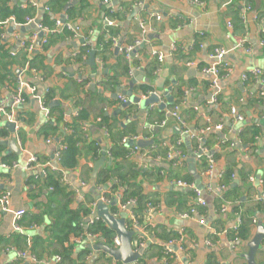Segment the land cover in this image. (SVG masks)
Listing matches in <instances>:
<instances>
[{
  "label": "crops",
  "instance_id": "1",
  "mask_svg": "<svg viewBox=\"0 0 264 264\" xmlns=\"http://www.w3.org/2000/svg\"><path fill=\"white\" fill-rule=\"evenodd\" d=\"M52 1L12 0L9 9L12 5H17V8L22 11L30 7L34 8L32 18L42 22L44 15L50 14L46 8ZM73 1L70 0L65 4V6L72 4L66 11L72 9L73 23L66 19L73 25L79 24L81 32L88 36L92 47L106 26V19H111L107 14L121 12L122 20H113L114 27L119 31L118 39L115 38L116 44L105 53L102 64H98L97 60L100 58L95 59L93 55L94 64L90 65L88 58L92 51L80 56V51L84 49L81 39L52 34L58 37L50 40L45 52V66L41 71L45 78L31 80L24 77V81L27 84L35 82L40 94L46 88L55 91L57 96L53 101H57L59 108L63 110L64 122L70 121L71 117L80 111L85 113L86 137L98 141L103 149L102 152L105 153V161L98 170L111 164V159L106 152L109 145L107 134L100 125L101 115L106 117L116 139L121 134L136 138L134 141L126 142L130 154L120 163L125 172L136 171L137 182L141 184L146 195L161 200L162 204L158 210H151L149 224L158 228L161 235L174 237L185 233L184 241L190 254L185 258L181 253L180 260H174V263L245 264L240 255L246 253V244L231 247L227 237V231L231 230L234 224V216L230 212L231 206L225 213H220L214 208L213 202L218 193L204 191V198L207 201L206 212L192 219H181L174 207L165 205L169 202L171 192L187 194L189 191L176 185L175 176L179 173L183 176L188 174L192 177L194 186L203 188V180L198 171L200 161L194 158V150L192 152L193 140L183 133L169 113L174 105H178L180 115L185 119L190 132H194L197 124L199 127L208 124L222 125V130H212L203 137L209 142V153L212 156L219 155L215 160V169L221 172L226 165L235 162L236 170H241L248 175L247 181L252 192L249 191L250 189L246 191L241 201H245L248 192L252 200L245 203L241 210L243 212L253 210V220L256 224L261 221L264 225V199L263 201L255 199L258 195L255 190L262 186V177H264V98L260 96L264 93V85L251 77L247 81H242L241 78L242 74L251 69H259L264 73V47L260 45V37L264 32V0H247L245 5L237 1L228 3V0H199L203 3L202 6L194 3L193 0H109L108 3H104V0H84L82 4L81 0H76V3ZM64 7L59 18L64 14ZM154 15H158L159 20H154L152 18ZM242 15L245 17L244 21L240 19ZM26 18L22 17L24 24L14 22L11 18L0 21V47L2 48L0 79L3 83L0 87V107L12 110L16 116L23 112L27 121L30 120L28 113L34 117L30 123H22L19 130L15 132L20 142L18 144L16 141L20 155L10 152L8 146L0 143V164L5 163L2 162V158L13 157L10 163L18 162L21 165V168L4 175L12 184L0 185V193L10 191L11 208L24 212L25 218L31 213L38 214L43 211V206L48 200V191L39 185L31 195L34 198L30 199V193L25 186L26 179L29 175L37 176L40 173L38 170L23 169L27 159L36 157L39 163L58 169V163L54 162L58 139L45 137L39 133L48 119L40 110L37 101L28 97L22 106H12L11 103V95L17 86V75L22 69L17 68L21 64L20 57L17 60L18 65H12L10 59L16 57L18 52L25 50L22 43L29 42L37 30L34 24H25ZM139 21H148L149 30H146L141 44L136 47L128 61L117 47L119 43L122 45L120 47H123L140 37ZM228 22L231 27H228ZM44 37V34H40L33 42L34 50ZM239 40H244V48L248 49V52L235 47ZM172 47H176V52L170 56ZM216 48L227 51L225 61L231 71L226 76L218 78L215 87L212 88L211 77L202 71L213 64L211 55ZM158 52L166 55L162 63H159L154 56ZM5 54L9 56V59ZM79 57L81 61H77ZM126 61L129 63L130 72L123 75L122 67L126 65ZM12 71L17 72L16 78L7 74ZM112 77L117 79L114 86L107 84L108 78ZM131 81H135L132 90L129 87ZM80 83L84 86L81 87ZM90 87H94L93 91L89 90ZM146 89L148 93L144 92ZM122 91H131L133 95L141 98H146L150 93H160V103H163L165 107L158 109L157 105H152L147 114L139 115L137 105L122 108L123 102L120 98L127 101L122 96ZM165 91L172 98V104L167 103ZM250 100L253 101L252 104ZM231 109L235 110V115L243 117L242 123L236 121L235 116L231 114ZM59 116L60 114H55L54 118ZM4 122L1 117L0 142H10L13 134L4 126ZM251 122L258 126L260 134L256 137L255 144L249 147L244 146L237 139V135L244 125ZM52 123L55 124V122ZM61 124L62 121L58 122L59 128ZM62 130L68 131L66 128ZM48 140L52 142L48 143ZM227 142H231L228 149L231 154L229 152L226 154L227 151L221 148ZM135 147L137 150H134ZM233 149L237 151L234 152ZM169 152H172L170 158ZM99 159L94 161L83 148L77 158L75 169L63 173V182L71 190L79 189L80 181L86 185L79 189V194H75V200L70 205L72 209L76 208L78 202L84 197V193L94 192L93 167ZM214 183L215 181L212 185ZM252 193L255 194L252 195ZM190 203L192 204L191 200ZM256 206L261 208L256 209ZM123 214L125 218H128V212L121 213L119 217ZM24 216L21 219L22 223ZM11 217V214L0 210V238H8L14 233L11 229ZM94 218H96L95 211ZM85 221L86 225L88 222ZM52 223L49 216H44L42 226H32V228L23 226V233L30 243L32 238L42 237V241L47 244L52 240L48 237L45 228ZM255 227L256 225H254L252 236ZM158 241L147 238L148 243L162 246V243ZM206 241H210L211 244L207 245ZM11 242L12 240L9 245L3 243L0 245V264H30L26 260L17 258L15 251L22 250ZM70 242L74 241L70 238ZM73 245V259H76L84 250V244L73 243ZM89 252L83 258V264H116V261L102 252L93 250ZM156 255L155 249L148 252L149 259L146 264H165V261L157 259ZM43 260L47 262L45 264H48V261L49 264H58L53 259L44 258ZM255 262L264 264V249L256 253Z\"/></svg>",
  "mask_w": 264,
  "mask_h": 264
},
{
  "label": "trees",
  "instance_id": "2",
  "mask_svg": "<svg viewBox=\"0 0 264 264\" xmlns=\"http://www.w3.org/2000/svg\"><path fill=\"white\" fill-rule=\"evenodd\" d=\"M68 1L70 0H53L50 2L47 5V8L50 9V14H45L41 23L49 28H53L55 21L59 18L63 7ZM11 2L12 0H0V21L11 18L14 22L24 24L22 17L30 18L31 15H34L35 9L31 7L26 11H22L17 8V5H12V8L9 9V4ZM82 3H84V0H81V4ZM65 16L73 23L74 16L72 15V9H69L65 13ZM107 16L112 20L121 21L123 14L117 11L112 14H107ZM69 35L70 34L67 30H63L62 36L66 37ZM118 35L119 31L116 27L105 26L98 40L95 42L94 47H83L84 49L80 51V56L86 55V50L90 48V52H93L95 59L100 58L103 62L105 53L113 45V40H115V38L116 40L118 39ZM54 37L58 36L50 35L48 37V44ZM48 44L46 46L39 44L37 49H35L31 54L26 53L25 50L18 52L16 57H12L10 59L12 61V65H18L17 60L20 57L21 64L19 65L20 67L17 68L23 69L25 65L28 66V71L25 73L24 77L33 80L35 75L32 73V70H34L36 75L43 80L45 76H43L41 71L45 66V52L48 48ZM0 50H2V48ZM5 56L7 58L9 57L7 54H5ZM77 61H81V57H79ZM122 68L123 75H127L130 72L129 63L127 61L126 65ZM7 74L16 78L17 72H7ZM116 83L117 79L115 77L108 78V85L114 86ZM30 84L36 86L35 82H31ZM2 85L3 83L0 79V87ZM79 85L81 87L84 86L83 83H80ZM103 85H105V83H103ZM46 90L47 93L43 94L46 107L48 108V120L43 124L39 133L45 135V137H54V139H58V143L66 145V149L60 154L59 162H57V170L51 171L50 167L47 166L44 169V176L29 175L27 177L25 186L28 188L27 190L30 193V199L34 198L31 195L39 185L48 191V200L43 206V211L38 214L31 213L26 218L25 215L24 222L22 223L21 221L20 225L22 227L42 226L44 224V216H49L53 223L49 227H46L45 231L52 242L46 244L44 241H42V237H34L32 238L30 246L27 248L26 237L24 235L13 233L8 238H0V245L2 243L9 245V242L12 240L11 244H15L16 247L22 251L27 250L31 255H34L39 260L44 258L49 260L53 259L55 256H58L61 258V261L58 264H83V258L90 252L87 248H84V250L78 254L77 258L73 259L72 251L74 245L72 242H70V238L73 239L84 237L86 234H90L97 236V238L102 240L106 246L114 248L113 240L114 237H116V234L110 230L101 220L92 218L91 224H84L85 220L90 219V216L94 211V205H96L97 201L100 198H104L105 200H110V204L115 201V204L110 208V213L112 215H117L118 217L121 215V213H119V205L126 204L127 206L130 205L129 203H131L129 211L133 215V219H130L129 217L126 218V227L128 230H134L133 224L135 221L139 228H141V231H137V233L132 238L133 248L137 249L142 243L146 246L143 247L144 250L142 256L137 261V264H146V261L149 259L148 252L153 249L156 250L157 259H163L165 264H177L176 262L174 263L175 254L166 252L165 247L167 246L168 242H175L180 239L182 241H179V245L184 249L182 254L186 258L190 254V251L186 245V241H184L185 233L183 236L177 235L174 237L170 235H161L158 232V228L149 224L150 212L151 210H158V207L162 204L161 200L157 197L146 195L143 192L141 184L137 182L136 171L131 170L130 172H125L122 164L120 163L121 160L126 159L130 154L126 143L121 142L125 136L121 134L119 138L116 139L111 132V128L106 117L103 115L100 116V125L102 128H104V131L107 134L109 145L106 149V152L109 154L111 164H108V166L98 170L93 179L94 192L84 193V197L78 202L76 208L72 209L70 207L72 201L75 200L76 193L63 182V173L70 172L75 169L77 166V158L81 154L83 148L91 155V158L94 161L102 157L103 149L98 141L86 137V133L84 131L85 113L80 111L75 116H72L70 121L64 122L63 110L59 108L60 105L53 107L49 106L57 96L55 91L51 88H46ZM144 92L148 93V89L144 90ZM249 102L250 104L253 103L251 100ZM258 102L263 101L258 100ZM55 114H60V116L55 119ZM217 114L221 115L219 112H217ZM28 116L30 117V120L27 121L23 115V112H20L17 116L15 115L16 120L21 124L30 123L34 119L32 114L28 113ZM60 121H62L61 128L58 126V122ZM52 122H55V124ZM206 126L199 127L197 124L194 127V131L202 129ZM62 128H66V131H68L65 132L62 130ZM259 134L258 126L251 122L244 125V128L238 133L237 139L243 143L244 146L251 147L255 144L256 137H258ZM230 143L231 142H227L221 146L224 151H227L226 154H228V152L231 154L230 151H228ZM200 145H204V147L210 151L209 142L207 139L202 138L201 142L193 140L192 152ZM233 151L236 152L237 149H233ZM232 154L234 155L235 153ZM213 156L212 159L215 162L219 155ZM12 158H2L1 160L2 162L8 164L12 162ZM37 162L38 164L43 165V163H39V161ZM199 164L198 171L201 176L202 172L206 169L207 162L205 159H201ZM236 166L237 165L235 162L228 164L221 172H219L220 178L217 180L215 185L216 187L223 185L225 186V190L218 194L213 204L214 208L217 211H220L222 206L225 203H228L231 206L230 212L232 214L239 213L241 215V224L237 231H227L228 240L230 242H237V245H239L242 243L247 244L252 236L254 229V225L252 224V213L254 211L249 209L243 212V210H241L245 203L252 200V196L250 192H248L245 201H241L244 193L249 189V191L252 192V188L247 181L248 175H245L243 172H241V170H236ZM90 170L91 169H89V171ZM234 176L235 179H233ZM175 180V183L177 181H184L186 183L193 184V179L188 174L183 176L181 173H179L175 176ZM235 180L238 182L233 186L232 184ZM262 181V186L255 190V193L259 195H264V177H262ZM255 193H252V195ZM171 194L172 195H170L169 202H167L165 205L168 207H174L178 214L188 213L192 208H196L197 215H203L206 212L207 207L201 208L193 205V191L189 190L187 194L176 191L171 192ZM190 200L192 201V204L190 203ZM260 208L261 207L256 206V209ZM148 237L159 240L158 242H161L162 246L156 243H148ZM116 264L121 263L116 262ZM213 264H216V262H213Z\"/></svg>",
  "mask_w": 264,
  "mask_h": 264
},
{
  "label": "built area",
  "instance_id": "3",
  "mask_svg": "<svg viewBox=\"0 0 264 264\" xmlns=\"http://www.w3.org/2000/svg\"><path fill=\"white\" fill-rule=\"evenodd\" d=\"M233 1H237L241 4H246L247 0H228V3H232ZM109 0H104V3H108ZM194 3L198 4V5H203V3L199 0H193ZM247 8L249 9V6H247ZM46 11H50L49 8H46ZM154 20H159V16L158 15H154V17H152ZM240 19L242 21L245 20L244 15H242L240 17ZM34 24V26L36 27V32L32 35V38L29 42L26 43H22L23 48L26 50V52L28 54H31L34 50V45L33 42L38 39V36L40 34H44L45 37L42 38L40 44L43 46H46L48 44V36L52 35V34H62L63 30H67L69 32V37H73V38H77V39H81L82 40V45L83 47H90V42H89V38L88 36L84 35L79 26H75L73 24H71L70 22L67 21L66 17L64 18V23H61V18H58L55 21L54 27L53 28H49L45 25H43L41 22H37L34 20V18L30 17V18H26V23L25 24ZM114 21L112 19H106V26L107 27H114ZM149 22L148 21H139L138 22V29H139V33H140V37H137L132 43L125 45L123 47H120L119 50L123 53L124 57L126 58V60H130V58L132 57V53L134 52V50L136 49V47L138 45L141 44L143 37L146 35V30H149L148 25ZM228 27H231V24L228 22L227 23ZM116 44V41L113 40V45ZM260 45L264 47V32L262 33L261 37H260ZM237 48L243 49L244 51L248 52V49H245L244 47V40H239L237 41L236 46ZM90 52V48L88 50H86V53L88 54ZM176 52V47H172L171 51L169 53V55L171 56L172 53ZM227 55V51L223 48H216L214 49L212 55H211V59L214 61L213 64L207 68H205L202 72L204 74H207L211 77V87H215L216 85V81L217 79L221 78L223 75L226 76L230 71V67L228 65V63L225 61V57ZM154 56L156 57V59L158 60L159 63H162L164 61V59L166 58V55H164L163 53H155ZM98 64H102L101 59L97 60ZM28 71V66L25 65L24 68L19 72V74L17 75V79H16V89L14 91V93L11 95V103L12 106H22L26 103L27 98L31 97L33 99H35L39 105L40 110L43 112V114L45 115L46 118H48V108L46 107L45 104V99H44V94L43 93H47V90L45 89L43 93H38L37 92V88L34 85L31 84H27L24 81V76L25 73ZM32 73L35 75L34 79H38V80H42L41 78H39V76L36 75L35 71L32 70ZM249 77L253 78V80H255L256 82L264 85V73L259 70V69H251L249 71H247L246 73L242 74L241 78L242 81H247L249 79ZM260 96L262 98H264V93H261ZM120 100L125 103V99L124 98H120ZM215 101V99H214ZM231 114L235 116L236 121L239 123H242L244 121L242 116L239 115H235V110L231 109ZM76 115V114H75ZM170 117L177 123V126L183 131L184 134L189 135L192 140H196L198 142H201L202 138L209 133L212 130H222V125H207L206 127L202 128V129H198L197 131L194 132H190L189 128L186 125V122L184 121L183 117L180 115V107L178 105H174L169 113ZM3 117L5 118L7 121L9 122H14L15 123V132H17V130H19V126L21 125V123L19 121L16 120V117L14 115V112L11 110H7L3 107H0V118ZM136 138L135 137H125L121 140L122 143H126L128 141H134ZM16 141L18 144H20L17 136H16ZM52 142V141H47ZM58 143V142H57ZM66 149V145L64 144H57V152L55 153V158H54V162H59L60 159V154L62 151H64ZM134 150H137V148L135 147ZM175 151V150H174ZM105 154V153H104ZM108 154V153H107ZM109 155V154H108ZM172 156V152L168 153V157L170 158ZM193 156L196 160L200 161L201 159H205L207 162V166L206 169L202 172L201 177L203 179V188L202 189H197L194 184L192 183H186L184 181H177L176 185L180 188L183 189H188L194 192V198H193V205L196 207H201V208H206L207 207V201L204 198V191L205 192H209L212 193L213 191H215L216 193H220L223 190H225V186L223 185H219L218 187H216L215 183L217 182V180H219L220 175L219 172L216 171L215 169V162L212 159V155L209 153L208 149H206L203 146H198L194 152H193ZM48 165H41L38 164L37 162V158L36 157H29L25 163V165L23 166V169H25L26 171H34V170H38V172L40 173V175L44 176L45 175V167H47ZM21 168V165L18 162H13L10 164L7 163H1L0 164V185H7L10 186L12 183L10 181V179H8V177L4 176L5 174L11 173L14 170H17ZM51 168V167H50ZM55 168H51V171H55ZM233 179H235V176L233 177ZM252 180V178H250ZM215 183L212 185V182ZM261 183V182H260ZM85 183L84 182H79V187H85ZM79 188V189H80ZM79 189L75 190L76 195L79 194ZM101 191V190H100ZM256 200H261L263 201V195H256L255 196ZM101 202H103L106 205L110 204V200H105L104 198H100L99 199ZM133 203V202H132ZM130 205L124 204V205H119V213H123V212H128V217L130 219H133V215L130 213V211L128 210L131 207V203H129ZM96 205H94L95 208ZM230 206V204L225 203L222 208L220 209V213H225L228 209V207ZM0 210H2L3 212H5L6 214H11V229L14 233L20 234V235H24L23 231L24 228L20 225L21 219L24 216V212L20 211H16L13 210L11 208V193L10 191H6L4 193H0ZM93 217L94 218V211L92 212ZM197 215V211L196 208H192L188 213H181L179 214V217L181 219H192L194 216ZM115 217H118L117 215H114ZM234 216V224L231 228L232 231H237L238 227L241 224V215L239 213L237 214H233ZM90 218L88 224H91L92 219ZM95 219V218H94ZM201 222V221H199ZM253 225H256V222L253 220L252 221ZM86 227V226H85ZM32 228V227H30ZM133 228L136 231H141V228H139V226L137 225V223L134 221L133 224ZM184 234H180L179 236H183ZM25 236V235H24ZM27 247L30 246V242L29 239L27 240ZM72 241H74L73 243L76 245H91L94 244L96 242H102V240H100L99 238H97V236L94 235H90V234H86L84 237H78V238H73ZM179 241L177 240L175 242L170 241L168 242L166 248V252L168 253H174V260L175 261H179L180 260V254L184 252V249L181 248V246L179 245ZM114 243V248H118L119 247V241L117 237H114L113 240ZM207 245H210L211 242L210 241H206ZM231 247L236 246L237 242H231ZM144 244H140L139 247L137 249H135L136 251L139 250V248H143ZM171 246H176L177 250L174 252L172 250H170L169 247ZM15 254L17 256V258L22 259L23 261H28L30 264H45L47 262H45V260H39L37 259L34 255H31L29 252H27V250L24 251H15ZM55 263H60L61 258L58 256H55L53 258ZM49 264V261H48ZM133 264H137V262L133 263Z\"/></svg>",
  "mask_w": 264,
  "mask_h": 264
},
{
  "label": "water",
  "instance_id": "4",
  "mask_svg": "<svg viewBox=\"0 0 264 264\" xmlns=\"http://www.w3.org/2000/svg\"><path fill=\"white\" fill-rule=\"evenodd\" d=\"M73 3H76V0H74ZM71 5L72 4L70 3L64 7V14L61 16V23H64L65 13L67 12L66 10L70 8ZM74 25L78 26L79 24H74ZM120 46H122L121 43L118 44L117 49H119ZM93 55L94 54L92 52L88 58L90 65L94 64ZM134 84H135V81H131V83L129 84V87H131V90ZM93 89L94 87L89 88L90 91H93ZM122 96L127 99V101L122 104V108H127L130 105H137L139 108V112H140L139 115L147 114L150 110V106L152 105H157L158 109H164L165 107L163 103H160V99H159L161 96L160 93H150L149 95H147L146 98H141L140 96L133 95L131 91H128V92L122 91ZM164 96H166L167 103L172 104V98L168 95L167 91L164 92ZM56 105H58V102L53 101L49 106L53 107ZM3 119L5 121L4 126L13 135H12L10 142L5 141V142H0V143L8 146L10 152L12 151L16 153L17 155H20L21 152L16 147L15 123L9 122L5 118ZM104 155L105 154L103 152L102 157L99 159V161L95 163L93 167V176L96 175L98 168L103 163V161H105ZM237 182L238 181L235 180L232 185L234 186ZM196 188L201 189L200 187H196ZM178 191H182V189H178ZM114 204H115V201H113L109 205H106L100 200H98L94 208V211H95V217H96L95 219L101 220L110 230H112L116 234V237L118 238V241H119V247L115 249L110 246H106L103 242H97L91 245H84L83 247L89 250L96 251V252H102L118 263L133 264L141 258L144 248L139 249L138 251H136L133 248L132 238L137 233V231L127 229L125 216L115 217L114 215L110 213V208ZM85 222H88V220H86ZM263 243H264V225L261 223V221H259L256 224L255 231H254L252 238L246 244V247H247L246 253L240 255V257L244 260L245 264H256L255 255L258 251L260 250L263 251L264 249ZM169 248L170 250L174 252L177 250L176 246H171Z\"/></svg>",
  "mask_w": 264,
  "mask_h": 264
},
{
  "label": "rangeland",
  "instance_id": "5",
  "mask_svg": "<svg viewBox=\"0 0 264 264\" xmlns=\"http://www.w3.org/2000/svg\"><path fill=\"white\" fill-rule=\"evenodd\" d=\"M122 216H125V214H123Z\"/></svg>",
  "mask_w": 264,
  "mask_h": 264
}]
</instances>
